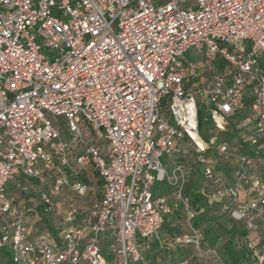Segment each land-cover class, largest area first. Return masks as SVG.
Wrapping results in <instances>:
<instances>
[{"label":"built area","instance_id":"2783aa9c","mask_svg":"<svg viewBox=\"0 0 264 264\" xmlns=\"http://www.w3.org/2000/svg\"><path fill=\"white\" fill-rule=\"evenodd\" d=\"M200 47L232 76L186 61ZM262 61L264 0H0V249L11 248L12 264H109L108 234L111 264H137L139 240L159 239L171 213L153 193L166 180L187 213L190 233L180 243L201 252L185 196L186 139L213 185L203 196L247 229L261 226L264 243V185L256 200L242 198L253 160L219 144V154L238 162L233 182L224 183L202 155L215 139L202 138L198 120L202 99L214 126L228 131L251 86L255 132L264 137ZM204 72L209 80L195 87ZM62 117L69 140L56 125ZM164 157L174 159L173 168ZM93 172L102 197L66 212L62 241L29 240L26 206L10 187L28 193L32 181H48L40 203L52 215L64 189L88 195ZM249 249L264 264V245Z\"/></svg>","mask_w":264,"mask_h":264},{"label":"trees","instance_id":"16d2710c","mask_svg":"<svg viewBox=\"0 0 264 264\" xmlns=\"http://www.w3.org/2000/svg\"><path fill=\"white\" fill-rule=\"evenodd\" d=\"M212 69V74H221L229 76V78L232 76L231 69L222 61L219 64H213ZM195 83H197V81ZM241 102L243 104V107L238 112L245 110L249 111L251 114V106L253 103V92L251 86H249L243 93ZM162 106L166 107V100L162 102ZM198 120L202 138L209 143H211V141L215 139L214 145H211V148L207 152L202 154L210 161L208 166L211 167L214 172L221 177L224 175V172L219 169L218 164L214 163L210 158L211 154H218L225 161L232 163L231 172L232 175H234L238 168L237 159L234 158L231 160H226L223 155L218 153L217 146L224 141H220L216 136H214L218 129L211 121L206 101L202 99L198 101ZM238 132V129H233V132L231 134L232 136H234L232 137L233 139H236L238 137ZM190 146L195 153L196 168L198 169L199 174L196 175V177H194V179L190 183V177L193 176L192 169L187 170L189 179L185 189V196L189 199V202L192 206L193 211L196 213V216L197 214H199V216L197 218L195 216L192 221L193 227L198 231L199 234H201L200 231L203 229L206 235L205 238H202L201 240V252L197 251L193 244L176 243L174 247L170 248L162 244L160 239H153L149 242L140 239L139 248L143 260L137 264H198L197 257L206 253L211 255L214 264H255V259L251 250L249 249V245L252 244L257 247V249L262 250L264 243L262 238L263 236L261 226H259V228L254 231L247 229L243 223L236 222L234 219H232L229 211L224 210L221 203L217 202L214 203H217L220 206L223 214L222 216L218 215V219L210 217V209L208 208V204L213 201H210V198L203 196L202 189L205 188L207 193L211 194L213 191V185L205 181L203 176L204 165L199 163L198 154L196 153L195 147L191 145L186 139L184 142L185 153L191 150L189 148ZM228 146L230 150L236 155L243 154L253 160L254 163L251 167H249L248 180L244 184V188H254L255 194L257 198H259L258 190L261 185H264V172L263 170L262 172H259L257 170V165L260 163L264 164V158L261 157L264 156V137L259 138L256 135L255 121L253 120V135L251 138H249L248 140H241L240 143L237 144L232 141V143L228 144ZM81 179L86 181L85 179L87 178L84 179L81 177ZM224 183L226 182L224 181ZM257 183L259 184V186H257ZM28 193L32 194L31 192ZM153 193L154 197L156 198H165L169 206L171 207V213L170 215L166 216L164 226L165 230L168 232V235L173 239V241H176L175 238L177 239L178 237L189 234L190 231L188 225H186V227L184 228L181 224H167L168 222L172 223L175 221L179 222L187 220V213L176 196L177 188L173 185H170L166 180L158 181L154 185ZM257 198H255V200ZM204 224L205 226H203ZM218 231H222L229 236V239L220 247H218L217 242L219 237L216 233H218ZM213 251L217 253L220 261L215 258L212 253ZM0 252H2L4 258L8 260L6 264L13 263L12 251L10 247L0 249Z\"/></svg>","mask_w":264,"mask_h":264},{"label":"rangeland","instance_id":"374dc122","mask_svg":"<svg viewBox=\"0 0 264 264\" xmlns=\"http://www.w3.org/2000/svg\"><path fill=\"white\" fill-rule=\"evenodd\" d=\"M43 53L45 55H47L50 58V53L48 50H43ZM186 61L188 62H194L196 65H201L203 67H207L209 65H213V64H219L221 62L220 57H216V58H212L207 49L205 47H200L199 49H192L188 52V54L186 55ZM213 70V69H212ZM210 72V71H209ZM209 72H204L200 75V80L195 83V87L200 86V83H204L207 81L208 77H209ZM200 82V83H199ZM229 123L230 126H239L241 123L246 124L249 123V137H252V133H253V118L252 115L250 114L249 111H245L242 110L240 111V113H237L235 116L230 117L229 118ZM56 125L57 127H59L60 133L62 135V137L64 138V140H69L70 139V135L68 134V130L66 129V120L65 118H58L56 121ZM231 126V127H232ZM231 127L228 129V131H224L225 133H223L222 131L217 130L216 134L214 136L217 137V139H219L220 141H224L226 144H230L232 143V141H234V143L237 144V140L233 139L231 134L233 132V129H231ZM236 129V128H235ZM241 131V130H239ZM191 150H189L188 152L185 153V157L183 158V162L184 165L186 167L187 170L192 169V174L193 176L190 177V183L192 182V180L194 179V177H196V175L199 174L198 169L196 168V160H195V153L192 150V147H189ZM235 148V147H234ZM264 158V156H261ZM210 158L212 159V161L214 163H217L219 166V169L226 173V175H228V179H232V163L225 161L224 159H222L218 154H211ZM262 160V159H261ZM163 163L164 164H168V170L173 168L174 166V159H168V157H164L163 158ZM257 170L259 172H264V164L260 163L257 165ZM82 178H86L85 175L82 176ZM90 178H91V182H90V186H91V190L89 191L88 195L86 197L83 198H79L77 197L72 191L68 190V189H64L61 196L59 197V200L57 201V203L59 204L57 209H61V211H67L69 210L71 207H83L86 206L87 208H89L92 204V202L95 199H98L100 196V190H101V182L98 180V175L96 172H93L90 174ZM86 182H88V179H85ZM36 182V181H35ZM34 181H32L31 184V189L30 192L32 194H23L21 193L19 190L11 188L10 192H12L13 195H15L16 198H18L21 202L23 203H28L30 206H38L40 204V193L39 190H41V192H46L48 191L49 187L48 185L42 188H37ZM254 188H248L246 191H244L245 193H243L244 195H242V198L244 200H248L249 198H252V196L254 194L251 193V191ZM249 191V192H248ZM249 194V195H247ZM176 198V197H175ZM253 198H257L253 197ZM208 208L210 209L209 215L211 218L216 219L218 217V215L222 216V210L220 208V206L217 203L211 202L208 204ZM199 216V214H197L196 218ZM170 219V218H169ZM218 219V218H217ZM225 219V218H224ZM223 219V220H224ZM186 223V224H185ZM167 224H171V225H182L184 228L186 227V225L189 226L188 221H175V222H168ZM205 226V224L203 225ZM202 238H205V233L203 231V229L200 231ZM217 236L219 237L218 239V247H220L222 244H224L228 239L229 236L226 233H223L222 231H218V233H216ZM47 240H48V236H46ZM106 239H109V235H106ZM159 239L161 241L162 244L166 245L167 247H174L176 245V243H180L179 239H182V237H178L177 239L175 238L176 241H173V239L168 235V232L165 230V226L162 228ZM108 242L106 241V244ZM105 244V246H106ZM197 262L198 264H214L212 257L210 254L206 253L204 255H199L197 257ZM186 264V263H183Z\"/></svg>","mask_w":264,"mask_h":264},{"label":"crops","instance_id":"0c3cea01","mask_svg":"<svg viewBox=\"0 0 264 264\" xmlns=\"http://www.w3.org/2000/svg\"><path fill=\"white\" fill-rule=\"evenodd\" d=\"M262 64L264 65V61H262ZM204 83H206V82H204ZM238 113H240V112H238ZM235 115H233V116H235ZM233 116H231V117H233ZM235 128L238 130H241L237 134L238 135V137L236 138L237 143H240L241 140H248L249 138H251L248 136V134H249V123H246V124L241 123L239 126H232L231 127V129H235ZM252 135H253V133H252ZM222 177L226 183H231L234 179V175H232V179H228L229 177H228V175H226V173H224V175ZM98 180L100 181V178H98ZM35 184H37L36 185L37 188H42V187H45L48 185V181H46V180L36 181ZM101 186H102V184H101ZM11 188L12 187H10V190H11ZM10 190H9V194L11 196L15 197V195H13L12 192H10ZM246 190L247 189L243 188V193H245L244 191H246ZM39 193H41V190H39ZM243 193H242V195H244ZM251 193L254 195L252 196V198L248 199L249 201L255 200V198H253L256 196L254 189L251 191ZM247 195H249V194H247ZM101 197H102V189L100 190V196L98 199H101ZM98 199H95L94 201H96ZM16 200L19 203L26 206L25 218H26V225L28 228L29 240L36 241L39 239H44V238L46 239L47 238L46 236H48L49 238L52 236L59 243L62 241V233H63L64 229H66V227L68 226L67 223L65 222V216H66V212L68 210L67 211H63V210L61 211V209H57L54 214H52L50 216H45L42 212V209H41L42 208L40 205L41 203L38 206L34 207V206H30L26 202L25 203L21 202L18 198H16ZM58 200H59V198L56 199V202ZM58 206H59V204L57 205V208H58ZM83 207H86V206H83ZM106 241L108 242L109 239H106L103 242V252H104V255H105L108 263L111 264V257L108 254L107 246H105ZM7 262H8V260L6 258H4L3 253L0 252V264H6Z\"/></svg>","mask_w":264,"mask_h":264}]
</instances>
